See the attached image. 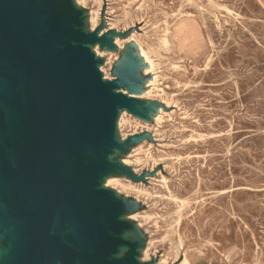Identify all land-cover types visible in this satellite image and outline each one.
<instances>
[{"label": "rangeland", "instance_id": "374dc122", "mask_svg": "<svg viewBox=\"0 0 264 264\" xmlns=\"http://www.w3.org/2000/svg\"><path fill=\"white\" fill-rule=\"evenodd\" d=\"M74 1L109 34L92 45L106 80L138 69L118 90L140 109L116 128L123 169L100 183L129 205L124 240L142 262L264 264V0Z\"/></svg>", "mask_w": 264, "mask_h": 264}, {"label": "water", "instance_id": "95a60500", "mask_svg": "<svg viewBox=\"0 0 264 264\" xmlns=\"http://www.w3.org/2000/svg\"><path fill=\"white\" fill-rule=\"evenodd\" d=\"M72 0H0V264H155L128 242L126 203L100 187L120 109L139 112L130 60L106 80ZM131 138L128 143H134Z\"/></svg>", "mask_w": 264, "mask_h": 264}, {"label": "bare ground", "instance_id": "6f19581e", "mask_svg": "<svg viewBox=\"0 0 264 264\" xmlns=\"http://www.w3.org/2000/svg\"><path fill=\"white\" fill-rule=\"evenodd\" d=\"M100 2V1H99ZM72 3V6H74V8L76 10H79V5L76 3V1L72 0L71 1ZM213 4V3H212ZM128 6V5H127ZM146 8V6H145ZM201 8V7H200ZM196 9V8H195ZM201 10V9H200ZM98 12V11H97ZM230 12V11H229ZM126 13V12H125ZM95 14V13H94ZM128 15V14H127ZM129 16V15H128ZM96 18V17H95ZM94 18V19H95ZM119 21V19H118ZM96 22V21H95ZM93 27V26H92ZM132 42V41H131ZM124 45V44H123ZM150 47V46H149ZM94 52V51H93ZM136 54H137V57H141L144 61H147L148 60V57L146 55V53L144 52V50L137 44L136 45ZM110 60V59H109ZM150 67V66H149ZM100 70L102 69L101 68V65L99 66ZM102 72V70H101ZM103 74V78L106 79V77L104 76V73L102 72ZM124 93L126 94V92L124 91ZM126 109H120L119 110V114H118V120H117V127L123 117V111H125ZM123 120V119H122ZM107 175H104V178L106 177ZM131 189V188H130ZM178 200V199H177ZM183 202V201H182ZM184 205V204H183ZM156 222V221H155ZM171 224V223H170ZM172 238V237H171ZM169 239V238H168ZM1 243V242H0ZM130 244V243H129ZM129 244H123L121 247H120V252H122L123 250H125L127 248V246H129ZM1 246V244H0ZM178 250V249H177ZM3 249L0 247V257L2 256V253H3ZM137 258L140 260V256H137ZM181 264H190L189 263V260L187 259V257H184L183 261L181 262Z\"/></svg>", "mask_w": 264, "mask_h": 264}]
</instances>
